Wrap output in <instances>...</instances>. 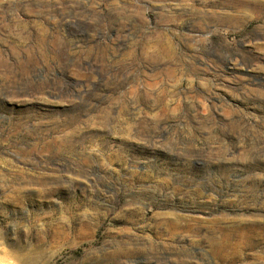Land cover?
<instances>
[{
    "label": "rangeland",
    "instance_id": "rangeland-1",
    "mask_svg": "<svg viewBox=\"0 0 264 264\" xmlns=\"http://www.w3.org/2000/svg\"><path fill=\"white\" fill-rule=\"evenodd\" d=\"M253 3L0 0L6 264H264Z\"/></svg>",
    "mask_w": 264,
    "mask_h": 264
},
{
    "label": "bare ground",
    "instance_id": "bare-ground-1",
    "mask_svg": "<svg viewBox=\"0 0 264 264\" xmlns=\"http://www.w3.org/2000/svg\"><path fill=\"white\" fill-rule=\"evenodd\" d=\"M251 1H253L254 3L251 7L249 6L250 11L258 12V13H264V0H251ZM241 228L242 229L236 234V238L238 237L237 242L240 244V248L248 247L251 250H253L255 245H252L250 240H252L253 238L250 236L254 233L257 234L256 236H264V234L260 233V231L262 230V225H260V223H255V224H249V225L241 227ZM227 235H230L229 232ZM230 247H232V248H230ZM224 249L236 251V249H239V247L237 244L233 245V246H229V247L222 245L219 248H217V254H218V252H220L221 250H224ZM0 254L4 255L3 257H0V264H4L7 261V259L9 258L8 253L6 251H4L3 249H0Z\"/></svg>",
    "mask_w": 264,
    "mask_h": 264
}]
</instances>
